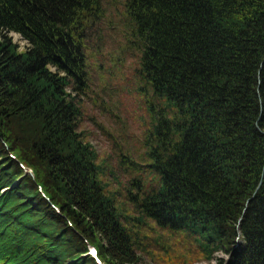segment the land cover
Masks as SVG:
<instances>
[{
  "label": "trees",
  "instance_id": "obj_1",
  "mask_svg": "<svg viewBox=\"0 0 264 264\" xmlns=\"http://www.w3.org/2000/svg\"><path fill=\"white\" fill-rule=\"evenodd\" d=\"M121 3L151 119L128 192L139 217L78 132L105 0H0V264H97L89 246L101 264H138L146 221L203 260L264 264V0Z\"/></svg>",
  "mask_w": 264,
  "mask_h": 264
},
{
  "label": "rangeland",
  "instance_id": "obj_2",
  "mask_svg": "<svg viewBox=\"0 0 264 264\" xmlns=\"http://www.w3.org/2000/svg\"><path fill=\"white\" fill-rule=\"evenodd\" d=\"M121 2L105 0L104 16L98 24L102 29L100 37L95 35L96 39L91 38L88 43L89 81L75 98L80 108L78 132L97 153L105 190L115 196L124 216L139 217L128 202V192L135 193L132 181L145 178L144 142L151 119L145 98L137 91V55L123 52L118 34L116 20ZM19 39L14 37L16 42ZM23 43L19 41L20 45ZM148 179L152 180V176ZM137 227L134 230L138 233V264L216 263L215 258L203 260L194 243L183 235L163 232L150 221ZM216 256L228 260L223 252Z\"/></svg>",
  "mask_w": 264,
  "mask_h": 264
}]
</instances>
